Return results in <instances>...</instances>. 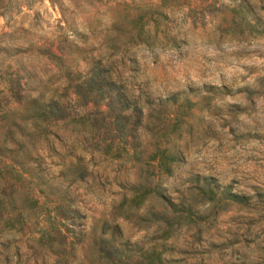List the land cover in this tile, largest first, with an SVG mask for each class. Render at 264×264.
I'll use <instances>...</instances> for the list:
<instances>
[{
    "label": "trees",
    "instance_id": "trees-1",
    "mask_svg": "<svg viewBox=\"0 0 264 264\" xmlns=\"http://www.w3.org/2000/svg\"><path fill=\"white\" fill-rule=\"evenodd\" d=\"M158 1L125 25L114 23L106 37L114 34L119 46L129 37L131 49L177 48V35L163 25L169 0ZM231 3L235 26L255 30L254 0ZM70 37L38 50L55 68L46 81L34 87L27 75L18 98L17 73L11 95L0 98V264H177L180 229L187 238L201 234V196L241 206L264 200L200 175L194 187L170 192L163 181L182 162L192 100L184 92L152 98L104 52L83 56L80 70ZM85 199L101 209L87 221ZM127 222L141 238L124 235Z\"/></svg>",
    "mask_w": 264,
    "mask_h": 264
},
{
    "label": "rangeland",
    "instance_id": "rangeland-1",
    "mask_svg": "<svg viewBox=\"0 0 264 264\" xmlns=\"http://www.w3.org/2000/svg\"><path fill=\"white\" fill-rule=\"evenodd\" d=\"M158 3L0 0V98L11 95L6 90L17 73L18 98L26 95L27 75L39 87L54 74V66L38 50L66 33L74 40L69 50L79 56L80 70L83 56L104 52L121 60L124 78L152 92V98L184 92L192 100L182 162L163 181L170 192L194 187L191 179L200 175L235 193L264 194V0H254L259 24L252 32L235 26L231 0H169L163 25L177 35V48L131 49L129 37L125 46L115 42L114 34L106 37L114 23L125 25L139 9ZM84 194L78 193L81 198ZM85 200L87 221L101 209ZM196 208L201 234L187 238L191 234L186 237L180 229L184 253L174 256L177 264H264V200L254 198L241 206L224 200L207 203L201 196ZM122 227L125 236L141 238L138 225L127 222Z\"/></svg>",
    "mask_w": 264,
    "mask_h": 264
}]
</instances>
